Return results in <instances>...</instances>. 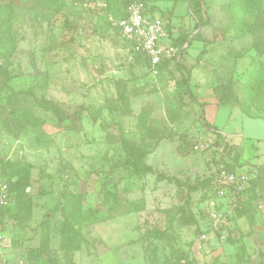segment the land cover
Segmentation results:
<instances>
[{
    "label": "rangeland",
    "instance_id": "374dc122",
    "mask_svg": "<svg viewBox=\"0 0 264 264\" xmlns=\"http://www.w3.org/2000/svg\"><path fill=\"white\" fill-rule=\"evenodd\" d=\"M200 1L202 40L152 75L94 0H0V177L30 165L3 215L0 264H264V119L240 109L264 118V11L236 34L231 0ZM156 8L172 33L187 18L194 30L185 0ZM140 159L210 185L137 174ZM223 171L247 176V207L214 192ZM209 210L226 224L212 228Z\"/></svg>",
    "mask_w": 264,
    "mask_h": 264
},
{
    "label": "built area",
    "instance_id": "2783aa9c",
    "mask_svg": "<svg viewBox=\"0 0 264 264\" xmlns=\"http://www.w3.org/2000/svg\"><path fill=\"white\" fill-rule=\"evenodd\" d=\"M92 7L100 9L108 16L114 27L118 28L119 34L124 39L128 51L141 53L148 59V72L152 75L159 73V65L163 61L179 62L180 50L171 44L170 24L168 18L158 14H151L145 0H126L123 15L115 16L107 10V0H94ZM247 176L240 173L222 172L218 180V185L226 184L228 187H220L217 192L220 196L232 193V204L244 202L247 198L245 189L247 186ZM220 183V184H219ZM236 195L238 197H236ZM238 198V200H236ZM11 201L9 186L0 177V239L2 211ZM210 224L212 228L226 224V220L215 210H209ZM1 245V241H0Z\"/></svg>",
    "mask_w": 264,
    "mask_h": 264
},
{
    "label": "trees",
    "instance_id": "16d2710c",
    "mask_svg": "<svg viewBox=\"0 0 264 264\" xmlns=\"http://www.w3.org/2000/svg\"><path fill=\"white\" fill-rule=\"evenodd\" d=\"M186 2H187L188 10L190 11V13L195 18L194 31L196 30V32L193 33L191 36H189L191 31L182 30L178 33L177 36H173L171 38V44L178 47V49L180 51L183 49V46L186 42H188V45H189L192 41L202 40L201 31L197 30V28H198V26L202 27L203 25L206 24L204 17H203V9L201 6V1L200 0H186ZM107 3H108L107 10L109 12H111L115 16L123 15L124 8L126 5V0H121V2L119 3L121 9L116 8L117 6L115 8H113L112 7L113 6L112 0H107ZM258 6L260 8H262V10L264 11V0H231L230 1L228 9L233 13V15H235V20L232 22V27H233V30L236 34H241L242 32L247 33L248 31L252 30L253 27L251 26L250 22L244 20V16L247 12H250L251 10L257 8ZM242 28H244V31L242 30ZM115 29H116V32L119 34L118 28L115 27ZM8 37L10 38V40L12 42H14V38L12 37V35L10 33L8 34ZM12 49H14V47ZM131 55L138 58L139 60H141L142 64L146 68V71L148 72L149 64H148L147 57L141 53H133ZM8 58L9 57H7V59L5 61V70L4 71L0 70V75L4 77L5 81H7L10 78L8 71H7V67H8V63H9ZM169 63H170L169 61H163L159 65V69L166 67L167 65H169ZM20 92L24 93L21 90H20ZM38 102H39L40 107L53 112V114H58V112L60 110L59 106H57L56 104H54L50 100L41 99ZM240 109H241V112H243L247 116L264 119L261 116H251L247 112L243 111L242 108H240ZM60 119H62V118H60ZM201 123L206 128H209V127L213 128L216 135L219 137L221 136L220 133L217 132V128L215 126H212L209 122H207L203 116L201 117ZM221 144H223V143H221ZM230 148H231V146H228L227 144H224V146H223L224 152H228V150ZM241 152L242 151L239 149L238 153L234 157L235 160H238V158L242 154ZM221 153H223V152H221ZM11 166H13L12 168L14 169V172L12 173V175L9 177H7V176L3 177L1 175L2 176L1 178L4 179V181H6L8 183L9 192L11 193V198H12L15 195V188H17L19 181L22 179V177L28 175L30 165L28 163H22V164L13 163V164H11ZM141 166L144 168L142 170V172H140ZM132 169L137 174L143 173V172L144 173H154L156 180H166L168 182H172V183L176 184L179 188L182 186H185L187 188L188 192L197 191L198 189L206 190V188H208L210 185L209 182H211V177H207L201 181H197V183H194L192 185L191 184H183L175 176L165 175L162 172L153 170V168L151 166H147L146 163L141 159H140V165L134 166ZM220 187H221V185H218L214 189V192H217V190ZM250 189H251V185L249 187H247L245 189V192H244L247 195L248 200L250 198V196H249ZM209 197L210 196H208V198ZM240 205L247 207V202H241ZM9 206H10V204L5 209H3L2 219H3L4 212L9 208ZM76 233H78V232H76ZM146 235L152 236V237H155L158 239H166L167 238V236H166L167 234L165 231L159 230L156 228L147 229ZM81 239H82V236H81ZM226 241L232 242V240H226Z\"/></svg>",
    "mask_w": 264,
    "mask_h": 264
},
{
    "label": "crops",
    "instance_id": "0c3cea01",
    "mask_svg": "<svg viewBox=\"0 0 264 264\" xmlns=\"http://www.w3.org/2000/svg\"><path fill=\"white\" fill-rule=\"evenodd\" d=\"M162 1H166V0H145V3H146V7H147V9H148V11L151 13V14H157V12H156V4H159L160 2H162ZM186 1V0H185ZM168 2H170V1H168ZM173 6H175V3L174 4H172L171 6H167V7H165L166 8V10L167 11H171V9L173 10ZM186 7H187V2H186ZM116 8H119V9H121L120 8V5L118 4L117 5V7ZM119 11V10H118ZM121 11V10H120ZM190 12V11H189ZM189 12L187 13V14H189ZM172 14V13H171ZM178 15H180V12H178ZM177 15V16H178ZM179 17V16H178ZM186 18V17H185ZM185 24H183V22H175V25L177 26V28H176V33H172L173 31H172V29H171V25H170V29H171V34L173 35V36H177L178 35V33L180 32V31H182V30H186V31H190V28L192 27V22H190V19H188L187 18V20L184 22ZM180 25H182V27L179 29V27H180ZM196 32V30L194 31V30H192L191 31V33H190V35L189 36H191L193 33H195ZM191 44V43H190ZM190 44L188 45V42H186L185 44H184V46H183V49L180 51V59H179V62L181 61V59H183V62H184V59L185 58H182L183 57V54L184 55H187V51H188V49H190ZM194 45V44H193ZM179 62H174V64L175 63H179ZM170 63H172V62H170ZM203 117L205 118V116L203 115ZM206 118L208 119V113H207V115H206ZM205 118V120L207 121V122H209L211 125H212V123L209 121V120H207ZM216 118V117H215ZM215 127H216V125H215ZM217 128V127H216ZM217 132H219L220 133V137H224L225 138V136L227 135V133H225V132H220V131H218L217 130ZM214 134H216L215 132H214ZM224 144H226V142H223ZM223 144V145H224Z\"/></svg>",
    "mask_w": 264,
    "mask_h": 264
}]
</instances>
